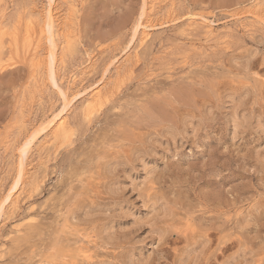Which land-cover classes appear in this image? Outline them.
<instances>
[{
    "label": "rangeland",
    "instance_id": "1",
    "mask_svg": "<svg viewBox=\"0 0 264 264\" xmlns=\"http://www.w3.org/2000/svg\"><path fill=\"white\" fill-rule=\"evenodd\" d=\"M69 1H58L63 16ZM256 1L157 0L140 44L145 0H79L58 75L81 93L68 112L74 142L31 150L37 182L2 214L0 264H264V0L261 21L235 16ZM46 2L0 0L5 52L14 30L36 41ZM20 43L0 67V198L25 130L61 102ZM39 72L47 85L35 91ZM96 82L111 95L87 121Z\"/></svg>",
    "mask_w": 264,
    "mask_h": 264
},
{
    "label": "bare ground",
    "instance_id": "2",
    "mask_svg": "<svg viewBox=\"0 0 264 264\" xmlns=\"http://www.w3.org/2000/svg\"><path fill=\"white\" fill-rule=\"evenodd\" d=\"M58 1L59 0H47L45 6L43 8V11L40 12L41 13L40 14L41 15V20H40L41 22H40V24H38L39 25V32L37 30L35 31V33L36 32L39 33V36H36V41L34 43H32V36H34L35 34L33 35V31L31 32L30 29H26V31H24L25 33L23 35V40H20L19 32L14 30L11 33V38H10L8 51L5 52L4 51L5 48H3L4 47V42H5L3 40L4 39L3 36L5 34L4 33L5 30H4V27H2V25L0 24V67H5V66L11 65V62H12V60L15 57L14 55H16V53L19 50H21L20 44H22V43H20V42L22 41L24 45H27L24 48V55L31 60L33 65L39 66L41 68H43V67L46 68L45 70H46V73H47V76H48L47 80L50 82V84L54 85V87L57 88L56 92L58 93V96L61 97L60 104L57 107H55L54 109H51V111L45 116L44 119H41V121L37 125H35L33 123L35 126H33L31 129L25 130L26 131L25 136H24L23 140L19 143V146H18V149H17L18 153H17V160H16V169L14 168L15 169V173L12 176L13 179H12L10 185L8 184L9 185L8 189H6V191L2 194V197L0 198V221H1V217H2V214H3L4 210H5V208L6 207L8 208L10 206L14 207L15 204L17 203V199H18V197H20L19 195H20L23 187L25 186L27 180L30 179V178H33L34 176H35L34 177L35 181L37 180V177H36L35 173H33V170H31L33 167H32V163H31L30 157H31V150L33 149V147L34 146L36 147V145L38 143H40V142L42 144V141H43L44 138L50 137L51 141H52V144L56 145L55 146V148H56V147H59V146H62L64 144H66V143H70L72 141L71 139H72V137L74 135V130L72 128L73 126L71 125V123L69 121L70 119L68 117V112L71 109V106L73 105V102L76 100V98L79 95L81 96V93L73 94L74 92L70 91V89L63 88L62 87L63 85L61 86L60 85L61 83L58 82V80H60V79H58V75H59V65L60 64L63 65V62H65V61H63L65 59L64 58V52L66 50H70V49L76 47V46H74L75 37L76 36L74 34V27L72 29V25L74 24L73 16H74L75 11L77 10L79 0H70L69 1L70 2V8H71V15H69V16H66V15L63 16L62 14H60V11H59V8H58V6H59L58 5ZM145 1L149 5L150 10L147 12L148 9L147 10L143 9L140 18L138 19V22L134 26L135 28H133L134 31H133V35H132V40H134L136 38V36L141 32L140 44H142L149 37V35H150L149 30H151L150 28L153 29V27L154 28L156 27V24H154L152 19H154L153 15H156L158 13V10H155V9H157V8H155L157 0H145ZM247 6H246V8H247ZM260 6H262V5L260 4V2L258 0L254 4L250 5V8L248 7V9H246V11H243L242 13H237V14H235V16L238 15V17H240L239 15H241V14L245 15V13H249V16L253 15V17L254 16L258 17L260 19L259 21H261V19H263V16L261 14V7ZM35 12L37 13L36 10H35ZM171 13H172V11H169V14H171ZM76 14H77V12H76ZM194 15L190 14L189 18L192 19ZM200 16H202V15H200ZM241 17H242V15H241ZM200 18H202V17H200ZM204 19L206 20L208 18L205 17ZM207 21H209V20H207ZM32 23H34V21H32V19H31L30 21H28L27 27L34 29L36 27V25L34 26ZM140 29H141V31H140ZM76 41H77V38H76ZM132 48H134V47H132ZM126 49H127V47L124 48L123 50H121L122 52L120 54L123 55L125 53H128V52H126ZM59 50H60V52H59ZM135 52L137 53V51H135ZM20 55H22V54H20ZM142 55H143V53H142ZM120 56L121 55H116L114 57V59L117 60L118 58H120ZM30 60H28V61H30ZM92 60H93V56L90 55V53H89L87 62L88 63H92ZM92 66H94V64ZM128 66H129V64H128ZM76 67H78V66H76ZM91 70L93 72L94 69H91ZM108 70H110V69H108ZM83 73H84V71H83ZM38 74L37 73L34 74V86H35L34 89H35V91H37V89H39V88H41L43 86L45 87L47 85L45 79L42 77V74H40V72ZM76 74L73 73L72 75H70V77L67 76V77L70 78L69 79L70 84L68 83L69 85L74 86L75 83L78 81V73H76ZM62 80H65V79H62ZM66 80H68V79H66ZM86 86H87V84H86ZM88 89H90V94H89V97L86 100V104H85V106L83 108L82 113H83V117L85 118V120L90 121V120H92L94 115L99 113L102 110V108L104 107V105L109 101L110 95H111V91H110V89L107 90L108 88L106 89L104 83L100 84L99 82H96V83L92 84L91 87L88 88ZM71 90H72V88H71ZM25 123H26V121H25ZM22 124H23V122H22ZM72 142H74V141H72ZM42 147H43V145H42ZM38 178H39V176H38ZM28 182H29V180H28ZM19 201H20V198H19ZM29 204H30V202H29ZM33 218H30L29 220L31 221V219H33ZM23 230H24V227L22 225H19V226H17L15 228L14 231L20 233Z\"/></svg>",
    "mask_w": 264,
    "mask_h": 264
}]
</instances>
